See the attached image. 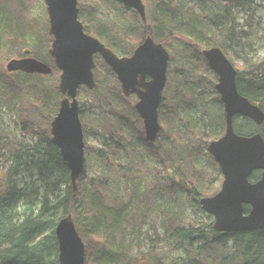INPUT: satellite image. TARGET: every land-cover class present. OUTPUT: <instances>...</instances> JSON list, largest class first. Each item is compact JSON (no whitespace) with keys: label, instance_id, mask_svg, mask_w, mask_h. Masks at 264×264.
<instances>
[{"label":"trees","instance_id":"obj_1","mask_svg":"<svg viewBox=\"0 0 264 264\" xmlns=\"http://www.w3.org/2000/svg\"><path fill=\"white\" fill-rule=\"evenodd\" d=\"M89 5L101 74L120 117L166 157L207 145L190 194L176 177H138L159 264H264V43L245 37L264 25V0ZM29 25L30 56L23 65L11 57L0 29V264H63L44 221L49 198L40 180L48 163L35 104L50 102L67 141L64 156L79 173L85 0H44ZM205 26L217 35L210 47ZM128 39L161 44L164 52L124 57L114 42ZM4 145L20 148L15 159L1 161ZM108 180L121 206L117 181ZM86 225L96 228V219Z\"/></svg>","mask_w":264,"mask_h":264},{"label":"water","instance_id":"obj_2","mask_svg":"<svg viewBox=\"0 0 264 264\" xmlns=\"http://www.w3.org/2000/svg\"><path fill=\"white\" fill-rule=\"evenodd\" d=\"M43 1L0 0V29L18 64L29 61V20ZM89 1L85 0V70L79 78L83 124L75 144L82 159L79 173L64 156L67 141L51 104L46 99L35 104L39 141L48 163L40 180L49 198L44 221L63 264H159L145 227L138 177H176L184 194H190L198 185L194 172L207 145L176 157L163 156L156 141L135 132L115 111L100 70ZM140 49L129 47L131 52ZM108 176L116 179L122 193L120 209L112 200ZM90 218L96 219V228L86 225Z\"/></svg>","mask_w":264,"mask_h":264},{"label":"rangeland","instance_id":"obj_3","mask_svg":"<svg viewBox=\"0 0 264 264\" xmlns=\"http://www.w3.org/2000/svg\"><path fill=\"white\" fill-rule=\"evenodd\" d=\"M165 2H166V8H169V6L172 3V0H165ZM203 35H204L203 40H204L206 47H210L217 40L216 32L211 26H205ZM245 37L247 38V40H255L257 42L264 43V25H261V26L257 25L255 27L250 28V30L245 35ZM114 46L117 49V51L120 53V55L127 57V58L156 57V56L162 55L164 52V46L161 44H154V43H150L147 41H140V40H134V39L116 41L114 42ZM130 46H139L141 49L138 52H131L129 50ZM37 127H38V124H37ZM0 139L5 142V139L2 136H0ZM17 149H18V154H19L20 148L18 146L4 145L3 151L1 154V161L4 162L8 159H15L17 157L16 156ZM121 206L118 205L119 208H121ZM235 209L245 215H248L249 213L243 205H238L237 207H235Z\"/></svg>","mask_w":264,"mask_h":264},{"label":"bare ground","instance_id":"obj_4","mask_svg":"<svg viewBox=\"0 0 264 264\" xmlns=\"http://www.w3.org/2000/svg\"><path fill=\"white\" fill-rule=\"evenodd\" d=\"M90 6V5H89ZM90 12H91V9H90ZM42 99H45V98H42ZM48 101V100H47ZM49 102V101H48ZM50 103V102H49ZM35 113H36V111H35ZM36 117H37V115H36ZM114 202V201H113ZM115 203V202H114ZM116 204V203H115ZM117 205V204H116ZM118 206V205H117ZM119 208V207H118ZM120 209V208H119Z\"/></svg>","mask_w":264,"mask_h":264}]
</instances>
